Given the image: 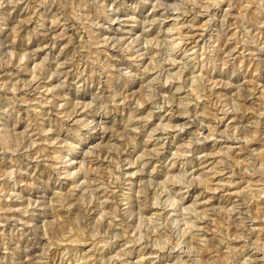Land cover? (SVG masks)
I'll list each match as a JSON object with an SVG mask.
<instances>
[{
    "label": "rangeland",
    "instance_id": "rangeland-1",
    "mask_svg": "<svg viewBox=\"0 0 264 264\" xmlns=\"http://www.w3.org/2000/svg\"><path fill=\"white\" fill-rule=\"evenodd\" d=\"M0 264H264V0H0Z\"/></svg>",
    "mask_w": 264,
    "mask_h": 264
},
{
    "label": "bare ground",
    "instance_id": "bare-ground-1",
    "mask_svg": "<svg viewBox=\"0 0 264 264\" xmlns=\"http://www.w3.org/2000/svg\"><path fill=\"white\" fill-rule=\"evenodd\" d=\"M151 22V21H150ZM198 28V27H197ZM190 34V33H189Z\"/></svg>",
    "mask_w": 264,
    "mask_h": 264
}]
</instances>
